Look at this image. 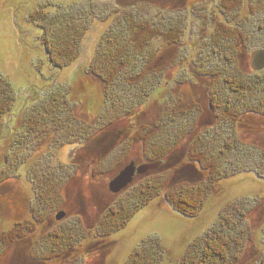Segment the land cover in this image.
<instances>
[{
	"label": "rangeland",
	"instance_id": "1",
	"mask_svg": "<svg viewBox=\"0 0 264 264\" xmlns=\"http://www.w3.org/2000/svg\"><path fill=\"white\" fill-rule=\"evenodd\" d=\"M236 1L0 0V76L14 93L0 115V135L6 138L0 140V264H128L150 236L157 237L164 249L159 264H181L190 246L227 227L221 218L230 221V214L231 252L238 258L232 257L229 264H264V93L257 91L264 87V70L254 71L250 61L251 53L264 47L259 44L263 19L246 25L248 44L234 43L237 64L212 54L214 34L210 36L209 24H204L224 5L235 8ZM90 5L93 12L78 59L67 68L49 70L38 40L39 25L30 17L43 6H51L48 11L54 16L57 7ZM130 14L161 26L180 24L176 46L167 47L168 36L157 37L147 50H162L166 56L162 64L169 67L162 72L161 86L132 100L121 93L124 88L114 96L105 93L103 84L87 72L109 28ZM248 18L240 19L239 25L245 26ZM233 70L245 80L253 79L251 87L230 92L227 77ZM66 89L76 121L95 130L81 145L71 143L75 138L63 139L66 133L55 124L51 135L29 126L32 105L45 118L46 94ZM243 105L258 113L244 117L238 112ZM21 139L32 142L17 149ZM149 161L161 163L119 193L110 191V184L127 167L139 168ZM186 182L202 183L207 198L202 210L180 214L179 186L175 187ZM147 190L152 197L160 195L123 229L110 231L119 218L116 209L113 219L108 216L109 207L142 201ZM247 210L245 220L241 214ZM62 213L63 219L57 220ZM18 224H28L33 232L10 245L6 237ZM52 234L66 238V246L58 248L61 237Z\"/></svg>",
	"mask_w": 264,
	"mask_h": 264
},
{
	"label": "trees",
	"instance_id": "2",
	"mask_svg": "<svg viewBox=\"0 0 264 264\" xmlns=\"http://www.w3.org/2000/svg\"><path fill=\"white\" fill-rule=\"evenodd\" d=\"M235 4V8L233 6L231 7V5H224L223 8L219 9L220 11L218 14L214 16L212 15V18L209 21L207 20L208 22L206 21L204 23L209 24L206 32L209 30L210 36L214 34L211 39H214L216 43L213 47L212 54L222 61L225 60L230 64H237L238 60L237 53L234 51V43L241 40H244L243 42H247V44L249 42V38L247 40L244 38L246 29L248 31V28L246 27V25H249L248 22L252 19L255 20L253 23L258 22V19H263L261 21L264 26V0H238ZM245 5H248L249 7L245 8ZM254 6L259 7L261 13L254 11ZM50 7L51 6H43V8H40L38 12H35L29 20L31 23L39 25L37 27L39 31H41V37H39L38 40L48 56V60L46 58L48 69L61 70L69 67L78 59L80 55L81 42L88 31L91 21L90 14H92L93 11L91 10V5L89 8L79 6L73 9L57 7V11H59V13L51 16L52 14L48 11ZM228 14L230 15L229 19L225 16ZM245 16L249 18L247 22L244 21L245 26L241 27L238 22ZM172 24L173 23L171 22H167V24H162L163 26H161L151 23L150 20L144 17H137L132 14L124 17V19L116 20L104 35L103 42H101L97 55L93 57L92 62L88 65V74L93 76L97 82L103 84L105 93L110 91L112 96H114V92H116L119 88L125 89L123 90L124 92L121 93L128 95L129 100L130 98L132 100L134 96L136 98L147 97L156 92L159 89V86H161V82H163L162 72L164 69L168 68L169 65H166L167 63L162 64V62L166 59L165 55L160 54L164 53L162 50L156 53H150L147 52V50L151 42L157 37L167 38L166 36H168L167 47L169 48L177 45L180 24H177L178 28H176V24ZM217 40L220 41L218 42ZM259 44L264 46V34ZM151 65L156 66L154 68L150 67ZM252 80L251 78H246L245 80L241 77L240 71H230L227 77V82L229 84L228 90L232 93L240 90L246 91L249 87H251L250 82H252ZM257 91L264 93V87L262 90L258 89ZM0 99H2V109L0 110V115H3L9 108V104L14 100V93L10 82L1 76ZM7 102H9V104ZM68 102L69 91L67 89L66 91L52 90L50 93L46 94L42 107H45L44 110L46 111L44 112L48 115H45V118L39 115L38 113H40L39 110L41 109L36 107V105H32L29 117L31 122V125L29 126L31 130L32 127H34L36 131H44L45 133L47 132L51 135V133L53 134V130L51 129L52 125L55 124L57 127L59 126L58 130H63L66 133V135L63 134V139L66 137L76 139L71 141V143L75 145H81L80 141H83L84 139H92V135L95 130H92V128L88 127L86 124H79L76 121L74 118L75 116L72 114L74 108L70 107ZM244 107L245 105H243V108H238V112L243 111V114L241 115L244 117L248 116V113H258L252 106ZM232 111L234 112L233 109ZM237 121L239 122V118ZM23 127L24 126L22 125V128ZM58 130H56V132H58ZM69 131L72 133L71 136L68 134ZM28 134L30 133L28 132ZM1 139L5 140L6 138L0 135V140ZM22 140L23 139L17 140V149H19L24 143L28 144V142H24ZM35 140L37 139L35 138ZM37 142L42 144L41 141ZM148 163L149 164H144L142 167H139L140 169L137 168L139 170L136 172L134 178L144 175H139L141 173L157 169L161 161H149ZM1 182L2 181H0V183ZM54 182L55 184H59L60 180L57 179L54 180ZM201 185L202 183L190 185L187 182L176 185L175 190L179 186L178 190H176V197L179 201L178 203L184 208L182 209V207H179L180 212L178 210L176 211L183 214V211H186V209L202 210L207 196L205 194L206 189H204ZM54 187L57 188V185H54ZM166 188L167 187L165 186L162 191L166 190ZM42 189L44 188L42 187ZM156 190L157 188L153 189V191ZM150 193L151 192L148 190L146 192L143 191L141 195L145 196L148 194V196L142 201L131 202V205L126 204V206L123 205V207L122 205H116L117 207L113 205L111 208L109 207L108 211L112 216H108L112 218L118 214L119 218L118 223L111 227L114 230L110 231L118 232V230L123 229L138 210L149 205V202L153 198L160 195L159 193L155 197H152V194L150 195ZM168 197L170 198V196ZM115 209L116 214H114ZM36 213L38 214V209H36ZM248 213L249 210L243 212V214H241V218L246 220ZM230 216L232 217L230 221L224 216L221 218V220L227 224L226 228L222 226V228L218 231L214 230L216 232L213 231L214 233L210 234L209 238L205 239L203 243L198 242L190 246L185 257H183L181 264H229L232 257L234 259L238 258L237 255L234 256L231 252L232 238L230 236V232L233 231V228H229L231 227L229 224L234 223V218L232 214H230ZM39 224L41 223L39 222ZM25 227L27 228L31 226L28 224H18L14 234L6 237V239L9 240L8 242L10 245L14 241L15 244H17L20 240L24 239L28 231L33 232V227H31V229L27 228V230ZM225 229L228 230L229 233L225 232ZM69 233H71V231L65 233L67 234V239L71 238ZM109 234L110 233H108V235ZM52 237L55 239L61 237V242L57 246L58 248H61L62 244L66 246L68 242L66 238L60 235H53ZM2 244L1 235L0 248L2 247ZM163 256L164 249L161 242L157 237L150 236L144 239L140 248L131 254L128 259V264H159V262L162 263ZM0 257H2V254Z\"/></svg>",
	"mask_w": 264,
	"mask_h": 264
},
{
	"label": "water",
	"instance_id": "3",
	"mask_svg": "<svg viewBox=\"0 0 264 264\" xmlns=\"http://www.w3.org/2000/svg\"><path fill=\"white\" fill-rule=\"evenodd\" d=\"M251 66L254 71L259 72L264 70V48L257 49L251 53L250 57ZM140 169V168H139ZM133 165L127 167L120 175L110 184V191L112 193H119L127 188L133 181L136 172L139 170ZM64 214L57 216V220L63 219Z\"/></svg>",
	"mask_w": 264,
	"mask_h": 264
}]
</instances>
